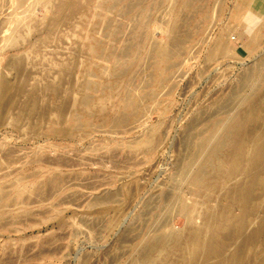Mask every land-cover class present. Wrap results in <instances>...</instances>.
I'll list each match as a JSON object with an SVG mask.
<instances>
[{
  "label": "rangeland",
  "instance_id": "374dc122",
  "mask_svg": "<svg viewBox=\"0 0 264 264\" xmlns=\"http://www.w3.org/2000/svg\"><path fill=\"white\" fill-rule=\"evenodd\" d=\"M247 2L0 0V264H157L191 218L205 231L202 219L230 203L222 175L177 176L196 170L201 135L219 139L225 125L211 121L254 90H237L242 75L264 67V7L251 16ZM220 37L228 50L210 56ZM154 244L166 250L139 259Z\"/></svg>",
  "mask_w": 264,
  "mask_h": 264
},
{
  "label": "bare ground",
  "instance_id": "6f19581e",
  "mask_svg": "<svg viewBox=\"0 0 264 264\" xmlns=\"http://www.w3.org/2000/svg\"><path fill=\"white\" fill-rule=\"evenodd\" d=\"M190 1L191 0H183L182 4L186 6L190 4ZM248 1V6L252 8V11L250 12L251 16L261 11V9L264 7V0ZM259 36V32L256 31L248 37L246 46L249 48V50H255L259 45H261ZM227 50V45L220 37L212 47L210 56L218 55L223 52L225 53ZM157 52L158 56L162 59H167L172 54V51L169 47H161ZM251 80L252 82H255L252 84ZM3 85V99H5L4 101L8 105L10 103V87H8L6 83ZM248 87H252L254 90L249 91L250 93L252 92L250 95H242L243 97L240 96L241 98H239L236 102V108L233 106L237 111L235 110L236 112L233 114L231 119L227 118L222 122L211 121V123L208 125L209 129H211L219 123L224 124L225 131L221 125V128L224 131V133L222 131V136H217L219 139L215 138V140H217L214 143L211 135H201L196 146L197 154L199 156V153L202 150L205 151V153H203L202 156H199L201 157L199 160H197L198 156L193 155L187 161L188 168L191 171L195 168L197 171L195 170L191 176L190 172H187L185 177L182 176V174L177 176L180 177L181 181L182 179H185L186 185H192L198 182H203L209 177L211 173H220L223 177L222 181L224 184V200L228 199L230 203L228 205L222 206L223 208L221 205L219 207H214L213 210L210 211L204 219H202V224H204L206 227L204 232L200 230L201 225L197 226L195 224V219L191 218L190 221L187 219L190 223L188 222L189 225L185 231V234L178 236L180 239H176V236L172 235L171 238L173 239H171V246L167 245V250L165 249V245L168 243L167 241L170 239V237L169 235L167 237L165 236L166 239L169 237L167 240H165L163 236L166 244L164 243L165 245H162L166 251L165 254L163 253L164 251H161L164 256L162 258L160 257L161 260L157 264H264V246H258L260 243L264 245V209L261 212H258V207H260V204L264 201V67L262 68L261 64L260 66L257 65L251 67L245 74L242 75L237 90L241 89L240 91L242 92L244 91L242 88ZM245 93L247 94V92ZM129 102L132 104L131 101H128V103ZM123 118L118 116L116 120L121 124L124 121ZM229 139L230 141L228 142ZM229 143L230 149L227 152L229 163L227 168L222 170L224 166L223 164H220L218 151L224 149V147L228 146ZM230 181L233 183L230 184ZM14 190L15 195L17 196L22 195L23 193V187L18 186ZM1 193L2 188H0V194ZM175 198L180 200H178L179 202L177 201L179 206L182 205L180 208H183L184 205L185 209H183L186 213L187 210H189L190 213L191 211H194L193 208H189L188 203L183 200L182 197L178 195ZM174 199L171 201L173 202ZM181 201L183 204L180 205ZM237 208L240 211L239 214L235 213V209ZM171 209L172 208L170 207V210ZM220 209L222 210L223 214L218 215ZM186 213H184L186 217H190V213L188 212V216V213ZM255 218L258 219L257 223L254 221ZM220 228L224 229L225 232L227 231V233L225 235H221L218 232ZM251 228L252 230H250ZM175 239L180 246L178 251H174L172 248ZM227 239L232 242H228ZM159 240L161 242L162 239ZM157 244L160 246L161 243L157 242ZM154 245V247L153 245L151 247L144 245L143 249L139 251V259H149L151 256L150 255L148 257V255L151 254L150 251L154 250L153 252H156L160 249L162 250L163 248V246H161L162 248H159L156 244ZM157 247L158 250H156ZM190 247H194L193 255H189Z\"/></svg>",
  "mask_w": 264,
  "mask_h": 264
}]
</instances>
